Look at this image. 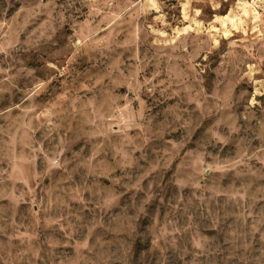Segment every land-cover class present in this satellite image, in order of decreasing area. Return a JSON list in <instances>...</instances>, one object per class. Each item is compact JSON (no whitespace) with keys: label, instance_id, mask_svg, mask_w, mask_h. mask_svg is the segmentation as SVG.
I'll list each match as a JSON object with an SVG mask.
<instances>
[{"label":"rangeland","instance_id":"rangeland-1","mask_svg":"<svg viewBox=\"0 0 264 264\" xmlns=\"http://www.w3.org/2000/svg\"><path fill=\"white\" fill-rule=\"evenodd\" d=\"M0 264H264V0H0Z\"/></svg>","mask_w":264,"mask_h":264}]
</instances>
